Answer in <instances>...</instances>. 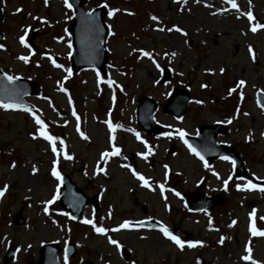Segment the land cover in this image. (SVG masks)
Wrapping results in <instances>:
<instances>
[{
  "label": "rangeland",
  "instance_id": "obj_1",
  "mask_svg": "<svg viewBox=\"0 0 264 264\" xmlns=\"http://www.w3.org/2000/svg\"><path fill=\"white\" fill-rule=\"evenodd\" d=\"M236 2L239 11L227 0H87L88 11L105 4L108 11L117 10L104 18L109 29L104 43L108 62L100 74L92 69L70 71L66 29L73 10L65 7L64 0H0V70L37 84L26 102L48 132L64 141L63 151L54 155L49 143L37 135L38 125L29 112L0 107V190L4 193L0 196V264L8 247L16 250L9 264H38L45 242L57 244L58 258L65 264L62 249L67 241L77 249L68 264L85 260L94 264H251L242 259L246 247L251 248L252 259L264 264V239L249 231L252 222L258 230L264 229V191L260 186L243 188L247 182L234 176L229 160L203 164L177 131L195 136L202 125L223 124L225 133L216 140L237 149L252 183L264 179V111L255 98L257 92H264V29L251 32L247 16L242 15L250 10L254 22L264 23V0ZM152 16L158 19L153 21ZM176 27L181 31H175ZM34 32H38L34 44L48 55L25 47ZM21 36L25 44L20 43ZM140 51L150 52L156 63ZM20 56H27L28 62ZM51 57L61 67H55ZM163 73L170 74L167 82L161 80ZM109 79L112 86L106 83ZM240 80L245 81L242 87ZM173 89L189 94L179 119L162 110ZM230 89L236 90L229 94ZM142 97L157 105L154 122L162 128L158 134L139 131L135 109ZM175 97L174 106H180L183 96ZM73 111L79 117V132ZM106 121L116 126L114 131H109ZM145 144L152 149L147 157L138 155L147 151ZM113 147L120 149L119 155L101 161V153ZM65 154L72 159H65ZM53 160L60 176H67L89 198L82 217L105 228V234L70 220L60 207L63 189L51 174ZM100 167L104 172L97 171ZM132 170L143 175L150 187H144ZM237 184L242 187L237 189ZM195 190L222 196L224 203L189 211L183 195ZM53 195L57 198L47 204ZM16 214L22 216L21 224L13 222ZM148 219L182 240L201 244L180 249L160 232L135 226ZM126 220L131 227L112 231ZM109 238L120 248L110 244ZM122 249L129 253L128 260L120 255Z\"/></svg>",
  "mask_w": 264,
  "mask_h": 264
},
{
  "label": "water",
  "instance_id": "obj_2",
  "mask_svg": "<svg viewBox=\"0 0 264 264\" xmlns=\"http://www.w3.org/2000/svg\"><path fill=\"white\" fill-rule=\"evenodd\" d=\"M87 0H69V3L74 9L71 23L68 27V33L71 36L72 52L69 56L71 70L73 72L85 68H91L105 73V65L108 61V56L105 48V39L108 35V29L104 22L106 10L104 7H99L91 12L83 8ZM1 20V11H0ZM38 35L34 32L28 39L29 47L34 51L46 54L35 47L33 40ZM3 35L0 32V42ZM9 76L0 70V104H19L30 109V112H35V109L25 101L26 96H30L36 92V84L31 83L25 78H15L9 82L6 77ZM169 73H163L161 80L167 82ZM182 95L180 106H174L173 99L175 96ZM257 103L264 110V93H257ZM176 98V97H175ZM189 95L182 90H172L167 103L162 107L167 114L174 115L179 118L183 115L186 109ZM173 101V102H172ZM178 107V108H177ZM177 108V109H176ZM156 111V104L147 97L139 99L135 111L136 122L141 132L149 135L157 134L161 131V127L157 126L153 121V115ZM225 128L221 124L203 125L200 127L197 136H185L188 145L194 147L197 152L203 156V161L208 162L222 157H228L233 164V172L238 179L247 180L248 176L244 169L243 163L240 160L236 151L224 145H219L216 142V137L223 134ZM258 185L264 187V180L257 182ZM61 185L63 188L59 202L68 212L69 217L76 222H83L81 216V208L87 203L88 198L83 195L80 189L75 184L71 183L65 175L61 177ZM72 197L77 198L76 205L72 202ZM185 206L191 211L205 210L217 207L223 204L222 196L210 197L199 191H193L184 195ZM15 224H21L22 218L17 215L14 219ZM138 226L152 229H159L160 224L153 220L142 221ZM54 244H46L41 247L39 264H60L58 260L59 249ZM14 250L9 248L4 256L3 264H8L9 260L14 256ZM76 254L74 244L68 243L64 248V258H73ZM123 258L128 260V253L123 250L121 252ZM84 264H93L91 261H85Z\"/></svg>",
  "mask_w": 264,
  "mask_h": 264
},
{
  "label": "snow or ice",
  "instance_id": "obj_3",
  "mask_svg": "<svg viewBox=\"0 0 264 264\" xmlns=\"http://www.w3.org/2000/svg\"><path fill=\"white\" fill-rule=\"evenodd\" d=\"M45 3H47V0H45ZM227 3L231 6L232 9H234L236 11H239V7H238V4H237L236 0H227ZM64 4H65V7H68V8H71L72 7V5L69 3V0H64ZM104 7L107 8L108 5L105 4ZM16 11L19 12L20 9H17ZM116 11H117L116 9H109V11H108L107 14H108V16L111 17ZM242 15H246L247 16V19H248V21H249V23L251 25L250 26V31L251 32L255 33L258 29H264V23L254 22L255 21V17L253 15L252 11L249 10L246 13H242ZM151 19L153 21H156L158 18L156 16H152ZM161 30H164V29H161ZM168 31H172V29H168ZM175 31L180 32L181 29L179 27H176L175 28ZM20 43L21 44H25V37L24 36H21L20 37ZM25 47H27L26 44H25ZM69 47H71V44H69ZM0 48H3V45L2 44H0ZM248 51H249L250 54H252L253 49L251 48V46H249ZM140 55L151 59L154 64L156 63L155 60L152 58V54L150 52L140 51ZM173 55H174V53H173ZM19 59L22 60V61H24L25 63L28 62V57L27 56H20ZM53 64L57 68L61 67V65L56 64V62L54 60H53ZM157 67H159V65H157ZM220 71L223 72L224 69L221 68ZM97 75H98V78H99V74H97ZM6 79L9 82H11L13 79H15V77L7 76ZM106 83L109 86H112V84L114 82L109 79L108 81H106ZM244 84H245V81L244 80H240L239 81V86L240 87H242ZM202 87H203V85H202ZM235 90L236 89H230L229 90V94H231V92H233ZM61 91H66V90L62 88ZM69 103H71V100H69ZM197 103H200V101H197ZM0 107H3L5 109H8V108H20V107H23V106L22 105H19V104H0ZM24 110L25 111H30V109L27 108V107H25ZM72 115L74 117H76V119H77V131L79 132V126H78V124H79V117L76 116L75 111H73ZM33 119L35 120L36 125H38L37 135L39 137H42L44 140H46L49 143V145L51 147V151L53 152L54 155H59L60 152H62L63 149H64V141L62 139H59V137H57L55 135H52V134H50L48 132L47 125L41 119L40 116L34 114L33 115ZM106 123L108 124V128H109V131L110 132H112V131L115 130V127L116 126H114L111 123V121H106ZM129 131H131V129H129ZM177 131H178V133L180 135V138L183 139L184 138V135H185V133L183 132V130L178 129ZM80 135L85 140L88 139V137L83 132H81ZM165 135H171V133H165ZM262 135H264V133H262ZM33 138L35 139L36 136H33ZM139 138L140 137L137 134V139H139ZM110 139H113V138L110 137ZM57 141H59V148L57 147ZM185 143H187V141H185ZM145 147L147 148V151L144 152V153H138V155H142L143 157H147L149 154H151L152 149L150 147H148L147 144H145ZM188 147H189V150L192 153H194L195 155L199 156V158L201 160L204 159L203 156H201L200 153L197 152V150L194 147H192L191 145H188ZM119 153H120V149L118 147H113L111 149V151L102 152L101 153V156H100V160L101 161H104V162H107V158L108 157L119 155ZM64 158L65 159H69V160L72 159V157L69 156V155H67V154L64 155ZM222 159L227 160L229 158L225 156V157H222ZM56 164H57V161L56 160H53L51 174H52L53 177H55L56 180H60L61 179V176H60V173L57 171ZM124 167H129V166L128 165H124ZM165 167H167V166H165ZM32 171L33 172H36L35 167H33ZM97 171L98 172H104V168L103 167L97 168ZM132 175L135 176L137 180L141 181L144 187H146V188L147 187H150V185L148 183V180L143 175H141L140 173L136 172L135 170H132ZM229 179H231V177H229ZM224 184L227 185L228 184V180H225L224 181ZM159 187H160L161 193L163 194L164 185L163 184H160ZM236 187H237V189H240L242 186L239 185V184H237ZM257 187L258 186L256 184L252 183L251 180H249L247 183H245L243 185V188L249 189V190L256 189ZM259 190L260 191H264V187L259 188ZM3 194H4L3 191L0 190V196H3ZM176 195L179 196L180 194L177 192ZM56 198H57V196L56 195H53L52 199L49 200V201H47V204L53 203V201ZM44 212L47 214V212H48L47 206H45ZM250 215H254V213L253 214H250ZM262 219H264V218H262ZM83 223L92 225V227H93V229H94V231L96 233L105 234L107 232V230L105 228H103V227H97L94 224L93 220H91V219H85L83 221ZM137 223L139 224V223H143V222H137ZM233 223H235V221H233ZM131 226H132L131 222L126 220L123 223H121L118 228L112 229V231H118L119 229H126V228H129ZM159 231L161 233H163V235L167 239H169L172 243H174L180 249H183L184 246H185V244H187V247L188 248H193V247H196L197 245L201 244L200 241H185V240H182L178 235H174L171 231H169V229L166 226H164L163 224H160ZM249 231L252 233L253 236H264V231L258 230L255 227L254 224L250 226ZM222 241H223V238H221V241L220 242H222ZM108 242L110 244H112V245H115L117 248H120V245L118 244V242L116 240L109 238ZM245 252L247 254L242 257V259L244 261H250L251 264H258V262L255 261L254 259H252V257H251V248L250 247H246L245 248ZM65 264H68L67 257H65Z\"/></svg>",
  "mask_w": 264,
  "mask_h": 264
},
{
  "label": "bare ground",
  "instance_id": "obj_4",
  "mask_svg": "<svg viewBox=\"0 0 264 264\" xmlns=\"http://www.w3.org/2000/svg\"><path fill=\"white\" fill-rule=\"evenodd\" d=\"M36 240L39 239V238H35Z\"/></svg>",
  "mask_w": 264,
  "mask_h": 264
}]
</instances>
